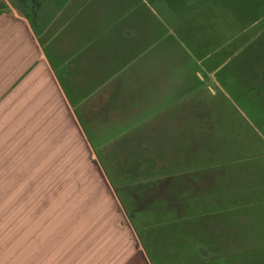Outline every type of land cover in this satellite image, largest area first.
Listing matches in <instances>:
<instances>
[{
	"label": "rangeland",
	"instance_id": "rangeland-1",
	"mask_svg": "<svg viewBox=\"0 0 264 264\" xmlns=\"http://www.w3.org/2000/svg\"><path fill=\"white\" fill-rule=\"evenodd\" d=\"M7 1L51 24L132 233L63 215L50 237L5 231L0 264H264V0Z\"/></svg>",
	"mask_w": 264,
	"mask_h": 264
},
{
	"label": "crops",
	"instance_id": "crops-1",
	"mask_svg": "<svg viewBox=\"0 0 264 264\" xmlns=\"http://www.w3.org/2000/svg\"><path fill=\"white\" fill-rule=\"evenodd\" d=\"M1 1L8 7H0V239L6 231L14 242L34 241L37 226L50 237L63 215L73 221L86 215L95 221L93 230L118 225L131 240L130 217L69 99L68 78L53 69L51 24ZM257 1L244 0L243 11ZM59 43L62 49L67 38ZM103 88L98 97L107 92Z\"/></svg>",
	"mask_w": 264,
	"mask_h": 264
},
{
	"label": "trees",
	"instance_id": "trees-1",
	"mask_svg": "<svg viewBox=\"0 0 264 264\" xmlns=\"http://www.w3.org/2000/svg\"><path fill=\"white\" fill-rule=\"evenodd\" d=\"M3 7H4V8H7L8 5L4 2V3H3Z\"/></svg>",
	"mask_w": 264,
	"mask_h": 264
}]
</instances>
